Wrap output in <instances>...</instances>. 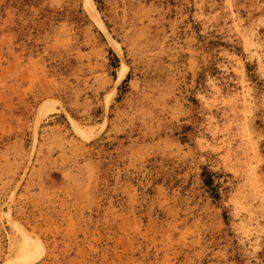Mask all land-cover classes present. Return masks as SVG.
Here are the masks:
<instances>
[{
	"label": "rangeland",
	"instance_id": "1",
	"mask_svg": "<svg viewBox=\"0 0 264 264\" xmlns=\"http://www.w3.org/2000/svg\"><path fill=\"white\" fill-rule=\"evenodd\" d=\"M0 264H264V0H0Z\"/></svg>",
	"mask_w": 264,
	"mask_h": 264
}]
</instances>
